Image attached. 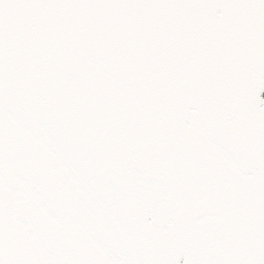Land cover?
Segmentation results:
<instances>
[{"label": "snow or ice", "instance_id": "snow-or-ice-1", "mask_svg": "<svg viewBox=\"0 0 264 264\" xmlns=\"http://www.w3.org/2000/svg\"><path fill=\"white\" fill-rule=\"evenodd\" d=\"M0 264H264V0H0Z\"/></svg>", "mask_w": 264, "mask_h": 264}]
</instances>
